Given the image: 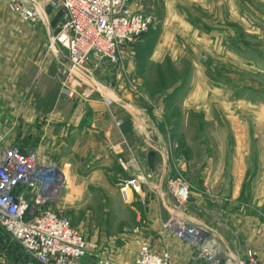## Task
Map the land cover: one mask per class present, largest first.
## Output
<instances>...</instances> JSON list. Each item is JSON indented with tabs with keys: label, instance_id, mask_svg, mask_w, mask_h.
Listing matches in <instances>:
<instances>
[{
	"label": "rangeland",
	"instance_id": "374dc122",
	"mask_svg": "<svg viewBox=\"0 0 264 264\" xmlns=\"http://www.w3.org/2000/svg\"><path fill=\"white\" fill-rule=\"evenodd\" d=\"M16 1L0 0L1 24L8 12L15 24L13 15H19L13 8ZM131 1L132 8L150 15L151 21L121 47L119 64L136 58L138 72L145 67L150 79L146 84L138 82L140 91L151 94L152 103L155 97L177 103L158 114L148 108V137L166 140L177 135L182 144L159 147V161L153 159V167L145 156L139 162L154 188L148 186L142 198L134 196L125 202L119 189L124 177L117 160L109 161L102 138H92L88 132L54 126L50 120L18 130L0 116V135L23 150H37L43 160L68 166L70 177L55 210L116 261L130 263L138 247L147 243L158 252L171 248L175 264H189L192 249L165 227L172 203L167 181L181 176L191 185L196 214L230 237L243 256L246 249H252L261 264L264 256L256 251L251 222L256 210L264 215L256 196L264 191L259 187L264 177V0ZM48 9L62 16L60 5ZM162 25L165 32L171 30L162 36V60L145 65V55ZM13 80H6L0 94L12 87ZM191 91L194 98L190 103L187 96ZM151 102L147 106L152 107ZM188 106L209 108L208 119L199 121L202 116ZM14 107L9 103V109ZM240 166L243 180L239 179ZM11 246L0 228V264H12ZM31 263L40 264L32 259Z\"/></svg>",
	"mask_w": 264,
	"mask_h": 264
},
{
	"label": "built area",
	"instance_id": "2783aa9c",
	"mask_svg": "<svg viewBox=\"0 0 264 264\" xmlns=\"http://www.w3.org/2000/svg\"><path fill=\"white\" fill-rule=\"evenodd\" d=\"M57 5L62 8V19L50 45L68 52L67 63L60 69L61 94L84 99L97 92L106 103L111 98L122 101L118 95H108L109 89L98 79L96 82L87 62L106 60L119 65L121 47L146 29L151 16L133 9L130 0H17L13 8L23 21L50 26L48 8ZM128 89L134 97L141 94L132 76L128 77ZM119 162L125 170L134 168L120 181L125 202H131L135 194L142 198L148 186L154 188L135 158ZM63 186L62 172L54 162L42 161L37 150H23L6 143L0 135L2 231L40 264H122L103 255L96 241L87 239L67 217L52 208ZM167 188L172 203L165 227L192 249V264L258 263L252 249H246L243 256L228 237L196 214L187 180L173 177L167 181ZM133 264H175V260L169 247L156 252L146 243L139 246Z\"/></svg>",
	"mask_w": 264,
	"mask_h": 264
},
{
	"label": "crops",
	"instance_id": "0c3cea01",
	"mask_svg": "<svg viewBox=\"0 0 264 264\" xmlns=\"http://www.w3.org/2000/svg\"><path fill=\"white\" fill-rule=\"evenodd\" d=\"M130 4L131 7H135L133 1ZM48 14L50 26H46L41 22L23 21L19 15L17 17L13 15L15 24L12 25L11 13L8 12L3 15L4 19L2 24L0 23V88H3L6 80L14 79L12 87L8 86L9 89L3 90L0 94V116H5L2 120L6 124L11 125L14 129L27 130L33 129L35 124L42 125L44 120H50L54 126L61 124L63 127L66 126V128L72 127L71 129L88 132L92 138L101 137L106 147L104 152L108 154L109 161L115 160L116 162L117 160L118 166H120V174L123 177H127L134 168L130 166L128 170H125L119 159L129 161L135 158L141 163L143 156L148 158L150 151H153L150 157L155 161H159L161 154L159 147L165 144H171L172 146L175 144L178 146L182 145L178 142L177 135H174L172 139L170 138L171 140H164L162 137H148V108H152V111L158 114L163 109L177 106V103L172 99L165 101L161 97H155L154 103H152L149 99L151 94L146 91V94L141 92V97H133L128 89V77L133 75L139 83L141 81L145 83L150 80L146 77L145 67L140 68L138 72L140 65L134 57L133 59L122 61V64L117 66L110 64L106 60L99 63L93 60L87 62V66L91 69L94 76L100 82L108 85V89L117 94L122 101L111 98L106 103L97 93L89 94L84 99H73L63 96L60 92L62 77L60 69L63 64L67 63L68 52L61 46H58L56 50L50 45L51 37L58 29L62 16L50 9ZM165 29V25H162L161 29L158 28L153 46L148 55H145V65H148L151 60H162L163 53H159L161 45L165 47L162 42L164 39L162 36L163 34L171 33L170 29L167 32H165ZM154 55L159 57L154 59ZM83 91L85 92V89ZM187 98L191 100V103L194 98V92H189ZM146 102H151L152 107L147 106ZM9 103H14L15 107L9 109ZM188 108L189 110L191 108L193 112H197L194 114L202 116L199 121L208 119L209 108L204 110L191 106H188ZM53 125L51 124L50 126L53 127ZM39 157L43 160L40 154ZM55 164L57 165V163ZM57 166L62 172L64 179L63 188H65V185L67 187V179L70 177L69 168L66 165ZM165 167L166 165H163L164 171ZM241 169L240 166L239 179L243 180L244 172L242 173ZM259 183V187L261 189L264 188L263 176ZM240 187L241 181L237 182V189H240ZM61 191L52 206L54 210ZM262 191L260 190L258 192L261 193L256 194V196H259L257 206L264 209V198H260V196L264 197V191ZM134 196L133 199H135ZM256 211L255 221L251 222V224L255 225V248L258 253L263 252L264 256V215H262V210ZM228 238L231 240L230 237ZM10 242L12 245L10 249L13 254L10 260L11 263L32 264L31 258L24 253L23 249L15 241L10 239ZM234 247L237 246L234 245ZM152 249L154 250V248ZM169 249L171 250V248ZM101 251L103 255L111 258L104 250L101 249ZM137 251L133 260L126 264H133ZM188 257L189 264H192L191 255ZM111 259L114 260L113 258ZM84 260L86 259L84 258ZM261 262L264 264L263 260Z\"/></svg>",
	"mask_w": 264,
	"mask_h": 264
},
{
	"label": "water",
	"instance_id": "95a60500",
	"mask_svg": "<svg viewBox=\"0 0 264 264\" xmlns=\"http://www.w3.org/2000/svg\"><path fill=\"white\" fill-rule=\"evenodd\" d=\"M153 154V151H150V153H149V156H148V161H149V165L151 166V167H153L152 166V161H153V159L150 157L151 155Z\"/></svg>",
	"mask_w": 264,
	"mask_h": 264
}]
</instances>
